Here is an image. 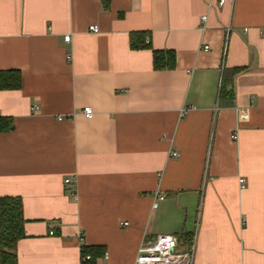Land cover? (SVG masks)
Listing matches in <instances>:
<instances>
[{
    "label": "crops",
    "instance_id": "1",
    "mask_svg": "<svg viewBox=\"0 0 264 264\" xmlns=\"http://www.w3.org/2000/svg\"><path fill=\"white\" fill-rule=\"evenodd\" d=\"M207 2L0 0V71L20 73L0 89L17 264H81V242L102 248L94 264H132L168 233L192 264H264V0Z\"/></svg>",
    "mask_w": 264,
    "mask_h": 264
},
{
    "label": "trees",
    "instance_id": "2",
    "mask_svg": "<svg viewBox=\"0 0 264 264\" xmlns=\"http://www.w3.org/2000/svg\"><path fill=\"white\" fill-rule=\"evenodd\" d=\"M131 47H147L148 40H145L143 33H132ZM152 51V66L155 69L173 68L174 67V51L170 49ZM242 69L240 66L233 68H223V89L228 91L230 84V76L236 71ZM20 73L15 70L0 71V89H14L19 86ZM229 83V84H228ZM11 122L6 117H0V130L10 128ZM22 202L19 197L6 196L0 197V264H17L16 261V242L25 236L23 231L24 217H22ZM103 253L101 247L89 246L81 242V264H94L95 257ZM85 254H89V258H84Z\"/></svg>",
    "mask_w": 264,
    "mask_h": 264
},
{
    "label": "built area",
    "instance_id": "3",
    "mask_svg": "<svg viewBox=\"0 0 264 264\" xmlns=\"http://www.w3.org/2000/svg\"><path fill=\"white\" fill-rule=\"evenodd\" d=\"M225 0H208L207 6L214 2L217 6L223 3ZM206 13L199 15V20L205 23ZM204 26V25H203ZM202 26V28H203ZM90 30H96L97 26L95 24H89ZM69 35H63V40H68ZM147 41V38H146ZM208 47L207 44L203 45V49ZM37 105H32V110L36 109ZM185 109H181V113H184ZM82 112L86 117L92 115V108L90 106L82 107ZM61 119V117H58ZM171 156H178V153L174 150L169 151ZM241 180V179H239ZM65 183L70 182L69 177H65ZM164 197L161 194L156 195V199L152 203V207L156 206L157 199H163ZM127 224L126 221L122 223ZM53 233L51 229L49 234ZM141 243L136 249L134 255V260L132 264H192L193 254L192 246L179 250L178 249V240L172 234H158L154 237L153 240H141ZM84 258H89V254H85ZM210 264V263H208Z\"/></svg>",
    "mask_w": 264,
    "mask_h": 264
}]
</instances>
